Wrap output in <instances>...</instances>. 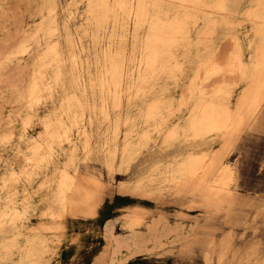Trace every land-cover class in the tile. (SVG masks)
<instances>
[{"label":"bare ground","instance_id":"bare-ground-1","mask_svg":"<svg viewBox=\"0 0 264 264\" xmlns=\"http://www.w3.org/2000/svg\"><path fill=\"white\" fill-rule=\"evenodd\" d=\"M235 2L85 0L95 44L109 28L106 43L93 63L99 95L90 110L109 121L108 101L111 98L119 104L122 82H130V97L153 95L128 122L122 136L117 121L106 130L111 138L109 166L113 165L119 137V158L126 163L164 135L163 156L142 176L138 187L145 188L150 180L163 177L175 193L198 191L208 203L231 201L233 173L219 157L220 151L245 114L255 116L264 101V0H250L242 11ZM56 6V0H47L48 18L43 13L29 29L18 28L22 30L19 44L1 53L5 61L22 59L15 67L27 68L28 76H21L22 88L16 92V100L23 103L16 114L17 131L12 116L0 130V162H4L0 170V264H45L55 239L34 235L40 226L37 224L61 218L70 209L68 192L78 190V184L67 165H77V141L85 154L91 151V117L86 116L78 94V87L92 81L91 64L80 57L81 49L72 35L69 22L73 14L69 11L61 24L53 13ZM242 22L250 28L240 34ZM220 29H224L221 38L229 42L224 55H220L217 42ZM194 32L196 38L192 37ZM62 36L74 63L71 82L76 84L62 95L59 105H53L49 100L54 84L61 82L63 86L65 82ZM31 55L32 61L28 59ZM179 86H185V92L171 91ZM14 140L19 141L14 150L20 165L4 160L2 154ZM45 170L46 176L36 181ZM85 190L87 200H91L92 191ZM19 191L21 198L17 197ZM34 216L38 217L36 224H32ZM157 224L158 220H152L143 231L132 221L122 241L132 247L156 240L160 236ZM106 229L118 243V234L112 233L109 222Z\"/></svg>","mask_w":264,"mask_h":264},{"label":"rangeland","instance_id":"rangeland-1","mask_svg":"<svg viewBox=\"0 0 264 264\" xmlns=\"http://www.w3.org/2000/svg\"><path fill=\"white\" fill-rule=\"evenodd\" d=\"M56 1L53 13L61 24L66 21L69 11L73 14L69 22L72 35L81 49L80 57L91 64L92 81L84 82V89L78 87V94L84 101L86 116L91 117L92 145L90 153L85 154L81 142L77 141V165H67L78 184V190L68 192L72 200L70 209L61 218L37 224L40 226L34 235L46 234L55 239L53 252L46 256L45 264H264V101L255 116L245 114L220 151L219 157L233 173L230 204L208 203L198 191L175 193L163 177L150 180L149 185L140 188L142 176L148 174L163 156L160 152L164 135H159L137 159L126 163L119 158L122 147L119 137L113 165L109 166L107 153L111 138L106 130L117 121L119 136H122L129 128L128 122L141 112L153 95L130 97V82H122L119 104L113 103L111 98L108 101L110 120L93 113L90 106L98 103L99 95L93 63L106 43L109 28L101 32L99 43L95 44L94 26L87 20L85 0ZM233 1L240 11L250 2ZM165 3L172 4L170 1ZM46 6L47 0H0V130L12 116L17 131L19 117L16 114L23 103L16 100V92L22 88L21 76H28L27 68L22 71L15 67L17 62H23L22 59L5 61L1 53L19 44L21 28L29 29L43 13L48 18L51 12L47 13ZM242 25L238 29L240 34L250 28L247 22ZM223 32L224 29L217 32L220 55L229 48L227 39L221 38ZM197 35L194 32L192 37ZM61 39L65 82L63 86H60L61 82L54 84L55 92L49 100L53 105H59L62 95L76 84L70 77L74 63L64 36ZM28 59L32 61L33 55ZM129 65L128 73L132 71V64ZM85 77L87 81L89 75L86 72ZM183 89L186 87L179 86L171 91L178 94L185 92ZM18 144L19 141L14 140L11 147L3 148L4 160L10 159L20 165L14 150ZM3 163L2 160L0 170ZM46 174L47 170L35 180L40 181ZM208 178L212 180L213 177L208 175ZM86 188L93 193L91 200H87ZM21 196L19 191L17 197ZM152 220H158L160 236L126 247L122 241L130 232L126 226L133 221L145 231ZM37 222L38 217L34 216L32 224ZM108 222L112 225V233L118 234V243L106 229ZM113 249L117 253H113Z\"/></svg>","mask_w":264,"mask_h":264}]
</instances>
